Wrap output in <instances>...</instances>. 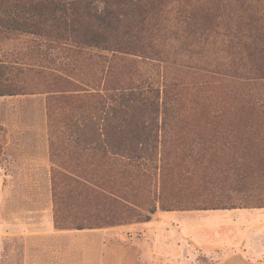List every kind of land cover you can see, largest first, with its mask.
Instances as JSON below:
<instances>
[{"label": "rangeland", "instance_id": "obj_1", "mask_svg": "<svg viewBox=\"0 0 264 264\" xmlns=\"http://www.w3.org/2000/svg\"><path fill=\"white\" fill-rule=\"evenodd\" d=\"M161 2L133 53L0 26V264H264V193L228 184L233 122L264 115V0ZM116 132L124 156L89 141Z\"/></svg>", "mask_w": 264, "mask_h": 264}, {"label": "trees", "instance_id": "obj_2", "mask_svg": "<svg viewBox=\"0 0 264 264\" xmlns=\"http://www.w3.org/2000/svg\"><path fill=\"white\" fill-rule=\"evenodd\" d=\"M12 1L14 4H9L11 7L6 6L2 9L0 26L43 33L53 37L69 52L100 48L113 54L133 53L136 51L133 42L145 40L147 36L152 35L151 31L155 25L151 27V18L165 9L161 2L163 0ZM261 37L258 32H250L251 45L257 46L258 41L264 47ZM8 69L9 67L0 61V95L9 94L6 90L9 80ZM158 96L157 89L150 88L147 93L131 90L122 94L119 102L120 104L125 102L128 107L136 103L154 105L158 102ZM260 107L264 110L261 104L256 106ZM116 133L103 140L97 137L93 142L89 141L94 147L102 143L110 148L115 147L117 152L112 153L124 156L126 154L120 153L118 148L123 145L122 137L119 138L118 132ZM231 137L235 154L228 161L232 175L228 184H233L235 190L249 192L259 188L261 193H264V115L253 114L246 121L241 118L235 120L232 124ZM126 139L129 142L126 157L129 159L140 149L138 143L152 145L156 138L141 133L138 136H128ZM198 139L203 144L202 148H205L212 138L207 134H200ZM111 143L114 146H111ZM224 180H228L227 176H224L223 182ZM256 202L258 206L264 207V197L257 198ZM117 203L119 201L115 197H108L110 206Z\"/></svg>", "mask_w": 264, "mask_h": 264}]
</instances>
